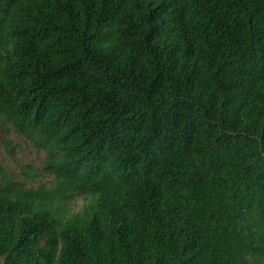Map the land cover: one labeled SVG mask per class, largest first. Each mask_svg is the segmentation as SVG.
Masks as SVG:
<instances>
[{"label": "trees", "instance_id": "16d2710c", "mask_svg": "<svg viewBox=\"0 0 264 264\" xmlns=\"http://www.w3.org/2000/svg\"><path fill=\"white\" fill-rule=\"evenodd\" d=\"M0 128V264H264V0H0Z\"/></svg>", "mask_w": 264, "mask_h": 264}, {"label": "rangeland", "instance_id": "374dc122", "mask_svg": "<svg viewBox=\"0 0 264 264\" xmlns=\"http://www.w3.org/2000/svg\"><path fill=\"white\" fill-rule=\"evenodd\" d=\"M45 154L34 152V148L27 140L12 132L7 135L0 128V160L7 165L10 172L15 176L20 174L25 164L40 166L43 164ZM44 183H50L52 177L44 175L40 178ZM81 203V202H80Z\"/></svg>", "mask_w": 264, "mask_h": 264}]
</instances>
